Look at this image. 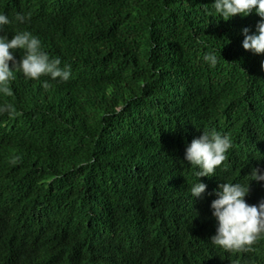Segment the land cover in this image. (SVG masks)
<instances>
[{
    "label": "trees",
    "instance_id": "trees-1",
    "mask_svg": "<svg viewBox=\"0 0 264 264\" xmlns=\"http://www.w3.org/2000/svg\"><path fill=\"white\" fill-rule=\"evenodd\" d=\"M212 3L0 0L14 32L71 67L48 89L14 72L0 94L16 112L0 114V264H264V235L233 251L210 241L219 183L264 201L251 180L264 170V54L242 47L260 17L225 21ZM209 130L232 147L193 199L184 151Z\"/></svg>",
    "mask_w": 264,
    "mask_h": 264
},
{
    "label": "clouds",
    "instance_id": "clouds-1",
    "mask_svg": "<svg viewBox=\"0 0 264 264\" xmlns=\"http://www.w3.org/2000/svg\"><path fill=\"white\" fill-rule=\"evenodd\" d=\"M212 8L215 15L225 21L238 14L247 16L253 12L260 17L252 34H249L247 27L242 29V47L254 54H264V0H213ZM26 19L28 17L20 13L15 16V22L21 24ZM0 34V94H13L9 85L15 80L14 72L20 76L22 73L25 78L32 80L48 77L41 81L44 89L49 88V81L67 82L70 79V65L61 67L59 57L50 58L43 50L40 39L31 32H14L13 20L2 12ZM203 60L212 67L218 63L215 52L205 53ZM261 66L264 68V61ZM5 113L16 115L14 106L0 104V114ZM231 147V138L215 130L203 131L187 144L183 160L197 168L195 175L198 177V182L189 189L193 199L201 197L207 188L200 178L214 175L216 168L227 159ZM251 177L257 182L264 181V170L253 168ZM214 193L217 198L211 201L210 209L217 223L215 234L210 237L211 243L225 251L241 250L256 243L264 235V201L256 205L246 202L249 183L222 182L214 189Z\"/></svg>",
    "mask_w": 264,
    "mask_h": 264
}]
</instances>
